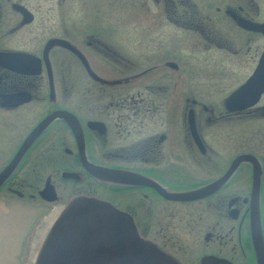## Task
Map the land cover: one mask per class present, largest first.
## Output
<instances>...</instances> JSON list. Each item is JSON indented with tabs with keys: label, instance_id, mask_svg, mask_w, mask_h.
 <instances>
[{
	"label": "flooded vegetation",
	"instance_id": "1",
	"mask_svg": "<svg viewBox=\"0 0 264 264\" xmlns=\"http://www.w3.org/2000/svg\"><path fill=\"white\" fill-rule=\"evenodd\" d=\"M129 11L146 20L141 69L97 20ZM51 38L103 82L66 47L43 55ZM58 111L0 183V215L89 196L177 264H264V0H0V173Z\"/></svg>",
	"mask_w": 264,
	"mask_h": 264
},
{
	"label": "water",
	"instance_id": "2",
	"mask_svg": "<svg viewBox=\"0 0 264 264\" xmlns=\"http://www.w3.org/2000/svg\"><path fill=\"white\" fill-rule=\"evenodd\" d=\"M53 45H60L72 51L83 61L88 74L93 79L102 81L89 69L83 55L63 39H49L44 46L43 55H46ZM15 56L21 57L22 54H8L10 58ZM64 115L66 113L61 111L49 115L27 135L14 158L0 173V183L15 167L24 150L45 125L54 117ZM88 170L106 181L113 177V171L107 168L91 166ZM120 176L124 182L135 180L129 175ZM135 181L142 184L146 182L140 177ZM156 187L158 191L163 192L161 188ZM205 189L166 195L177 200H189L198 193H204ZM253 219L255 223L258 222L256 209ZM29 264H177V262L153 243L141 238L131 216L126 212L94 197L77 196L69 200L54 215Z\"/></svg>",
	"mask_w": 264,
	"mask_h": 264
},
{
	"label": "rangeland",
	"instance_id": "3",
	"mask_svg": "<svg viewBox=\"0 0 264 264\" xmlns=\"http://www.w3.org/2000/svg\"><path fill=\"white\" fill-rule=\"evenodd\" d=\"M53 17L55 16L52 15ZM45 18L47 16H43L39 20L42 19L45 22ZM97 20L100 29H104V31L109 28L114 29L113 34L116 40H127V43H122L125 47L120 49L124 51L125 55L132 57L136 66L139 67L138 69H141L138 51L140 40L143 38L140 36L138 28H141L146 22L143 14L133 11L116 12L112 15H100ZM35 34V40L38 41L45 37L46 33L36 31ZM22 36H27V32L22 31ZM70 195L71 193L63 192L62 198L68 199ZM19 207L20 209H17L14 205L4 203L1 208L0 264H27L28 262L30 245L36 234V230L34 231L33 228L40 218L34 219L31 214L29 216L28 210L22 209V206ZM151 226L154 227L155 225Z\"/></svg>",
	"mask_w": 264,
	"mask_h": 264
},
{
	"label": "bare ground",
	"instance_id": "4",
	"mask_svg": "<svg viewBox=\"0 0 264 264\" xmlns=\"http://www.w3.org/2000/svg\"><path fill=\"white\" fill-rule=\"evenodd\" d=\"M57 211H58V208L54 209V211L51 212V215H49L45 221H42L41 224L36 229V234L32 240V244L30 245L29 258H28L27 264H29L33 260L35 254L37 252L39 243L42 239V236H43L45 230L49 226V223L51 222L52 218L54 217V215ZM29 260H31V261L29 262Z\"/></svg>",
	"mask_w": 264,
	"mask_h": 264
}]
</instances>
